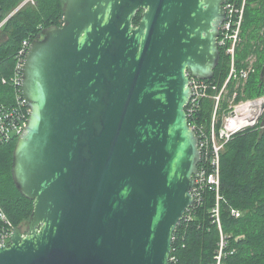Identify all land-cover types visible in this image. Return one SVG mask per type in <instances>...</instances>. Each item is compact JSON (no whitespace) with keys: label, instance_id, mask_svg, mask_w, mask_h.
Here are the masks:
<instances>
[{"label":"water","instance_id":"1","mask_svg":"<svg viewBox=\"0 0 264 264\" xmlns=\"http://www.w3.org/2000/svg\"><path fill=\"white\" fill-rule=\"evenodd\" d=\"M225 2L63 0L25 58L12 171L34 209L0 264H170L201 160L190 81L215 76Z\"/></svg>","mask_w":264,"mask_h":264},{"label":"trees","instance_id":"2","mask_svg":"<svg viewBox=\"0 0 264 264\" xmlns=\"http://www.w3.org/2000/svg\"><path fill=\"white\" fill-rule=\"evenodd\" d=\"M23 0H0V23L8 12H13ZM229 1V0H228ZM241 3V0H237ZM64 17L63 0H35L13 15L0 27L6 36L0 43V104H13L16 91L4 78L14 74L17 53L25 39L34 40L44 27L61 25ZM141 19V10L135 23ZM257 54L256 72L245 86H239L238 99L246 94H264L260 77L264 66V0H247L242 41L237 48V64L243 67L250 55ZM230 58L221 49V60L212 81L222 87L229 75ZM237 87L229 85L230 95ZM250 98V97H248ZM200 114L202 119L211 118L214 102L203 101ZM18 138L0 142V203L15 227L24 224L31 216L33 200L24 196L13 179L14 150ZM222 225L230 235L226 264H264V127L249 129L234 137L225 147L221 158ZM215 193L209 192L196 218L188 227L184 221L179 224L174 236L172 255L175 264H212L219 241V229L208 215L215 204ZM231 208L242 211L236 218ZM3 221L0 218V227ZM233 251V252H232Z\"/></svg>","mask_w":264,"mask_h":264},{"label":"built area","instance_id":"3","mask_svg":"<svg viewBox=\"0 0 264 264\" xmlns=\"http://www.w3.org/2000/svg\"><path fill=\"white\" fill-rule=\"evenodd\" d=\"M29 3H35V0L22 1L12 12V15ZM246 5L247 0H241V3L237 0H226L225 2L227 13L218 37L220 49H223L230 58V71L224 85L220 87L217 82L212 81L213 78L191 77L192 97L186 106L189 125L196 132L199 139L201 160L198 164L195 184L192 189L194 202L187 209L182 221H184V226L188 227L195 220L207 194L209 192L215 193V204L208 210V215L212 222L217 224L220 235L214 256L215 262L212 264H226L224 258L228 252L230 238V235L225 233L222 225L221 207L224 199L221 193L222 153L226 145L238 134L257 128L259 125L263 127L264 95L239 100V91L235 89L228 101V106L224 108L223 114H219L222 109V101L229 93V85L236 82L237 87H239L238 84H243V81L246 83L256 70L252 63H249L248 67H239L237 64V48L242 41ZM6 20L0 23V27ZM32 41L31 38L23 41L16 56L17 62L14 74L9 79H3L4 83L12 84L16 91V101L13 104H0V142L3 143L10 142L20 136L31 113V109L22 93V81L25 58ZM206 98L212 99L214 106L211 118L204 121L200 111ZM231 214L238 218L243 213L240 209L231 208ZM0 218L3 221V225L0 227V245H9L10 236L15 226L8 218L1 203ZM175 239L174 236L173 240ZM176 262V257L171 255L170 264Z\"/></svg>","mask_w":264,"mask_h":264},{"label":"rangeland","instance_id":"4","mask_svg":"<svg viewBox=\"0 0 264 264\" xmlns=\"http://www.w3.org/2000/svg\"><path fill=\"white\" fill-rule=\"evenodd\" d=\"M24 1V0H23ZM12 14V12L10 11V12H8L7 13V17H6V19L8 18V17H10V15ZM5 19V20H6ZM4 39H6V36L3 34V33H0V43L4 40ZM256 61H257V54H253V55H250V57L245 61V63H244V65L243 66H247L248 67V65H249V63H252V65H253V67L255 68V69H257L256 68V66H255V64H256ZM255 72H256V70H255ZM255 72H253L252 74H254ZM245 81H243V84H238L240 87L242 86H245V84L247 83H244ZM238 88V87H237ZM236 88V89H237ZM261 95H264V94H261ZM258 96H260V94H258V95H255V96H250V95H248V94H246V97H244V98H248V97H250V98H256V97H258ZM230 97H231V95H230V93H228L227 95H226V97L223 99V101H222V104H221V106H222V109L220 110V112H219V114H223V112H224V108L226 107V106H228V101H229V99H230ZM263 125V124H262ZM262 126L261 125H259V127L258 128H261Z\"/></svg>","mask_w":264,"mask_h":264},{"label":"flooded vegetation","instance_id":"5","mask_svg":"<svg viewBox=\"0 0 264 264\" xmlns=\"http://www.w3.org/2000/svg\"><path fill=\"white\" fill-rule=\"evenodd\" d=\"M30 224H29V222L27 221V222H25V226H24V229L25 230H28L30 227Z\"/></svg>","mask_w":264,"mask_h":264}]
</instances>
